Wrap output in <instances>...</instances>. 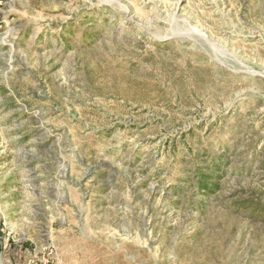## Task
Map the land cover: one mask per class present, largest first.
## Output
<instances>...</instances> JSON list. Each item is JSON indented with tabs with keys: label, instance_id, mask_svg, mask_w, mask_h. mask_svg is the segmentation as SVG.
I'll return each instance as SVG.
<instances>
[{
	"label": "rangeland",
	"instance_id": "374dc122",
	"mask_svg": "<svg viewBox=\"0 0 264 264\" xmlns=\"http://www.w3.org/2000/svg\"><path fill=\"white\" fill-rule=\"evenodd\" d=\"M0 264H264V0H0Z\"/></svg>",
	"mask_w": 264,
	"mask_h": 264
}]
</instances>
